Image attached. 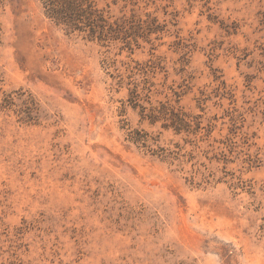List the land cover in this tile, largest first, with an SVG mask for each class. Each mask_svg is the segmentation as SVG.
<instances>
[{"label": "rangeland", "instance_id": "1", "mask_svg": "<svg viewBox=\"0 0 264 264\" xmlns=\"http://www.w3.org/2000/svg\"><path fill=\"white\" fill-rule=\"evenodd\" d=\"M91 1L0 0V264H264V0Z\"/></svg>", "mask_w": 264, "mask_h": 264}, {"label": "trees", "instance_id": "2", "mask_svg": "<svg viewBox=\"0 0 264 264\" xmlns=\"http://www.w3.org/2000/svg\"><path fill=\"white\" fill-rule=\"evenodd\" d=\"M45 13L58 23H63L71 30L88 28L90 35L97 33L99 39L106 33L114 30L113 26L103 18L91 0H41ZM162 108H165L162 105ZM151 117H155L150 113ZM173 125H183L185 121L178 113L172 111ZM176 126V129H179Z\"/></svg>", "mask_w": 264, "mask_h": 264}]
</instances>
